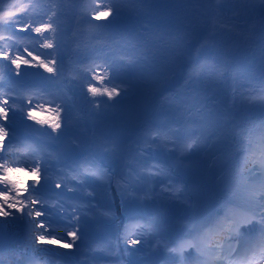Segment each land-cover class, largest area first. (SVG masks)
<instances>
[{"label":"trees","instance_id":"1","mask_svg":"<svg viewBox=\"0 0 264 264\" xmlns=\"http://www.w3.org/2000/svg\"><path fill=\"white\" fill-rule=\"evenodd\" d=\"M117 2L124 10L121 18L109 27L95 28L85 20V16L91 18V12H85L91 0H13L11 3L10 9L18 6L25 9L20 15L24 23L30 19H46L53 10L57 12L60 25L57 39L64 62L58 73L22 65L17 76L15 66L0 59V99L11 94L18 109L29 97L33 98V107L55 99V104L50 106L63 105L60 118L76 112L71 122L81 118L89 135L79 148L68 151L27 126L17 132L14 128L18 119L28 120V108L24 107L10 122L14 130L12 153L5 154L0 163L8 160L13 167H30L31 161L44 160L50 180L44 182L41 191L66 205L87 204L88 208L81 212L79 239L71 249L33 243L35 236L41 233L30 231L31 225L19 213L15 219L0 217L5 231V236L0 238V264H18L22 257L23 264H128L129 251H124L125 242L118 243L117 238L126 226L132 233L129 239L140 237L146 242L148 233L135 228L139 221L128 219L125 202L134 200L144 210L157 190L164 192L162 189L173 185L177 178L184 188L178 196L169 195L177 204L190 202L182 201L185 193L189 194L190 185L177 170L174 160L183 150L194 153L195 145L189 149L187 144L193 139L197 142L195 136L187 135L177 144L176 140L163 135L153 142L150 133L149 142H138L122 131L125 125L122 123L117 131L126 140H132L139 151L149 154L145 159L134 160L126 152L124 160L112 154L119 146L116 140L101 138L113 123L96 125L95 129L88 126L87 114L92 116V124H99L112 113L125 112L126 100L134 96L137 85L152 84V99L160 96V102L166 106L175 101H187L190 110L206 107L213 117L211 121L229 130L239 145H243L240 149L243 178L255 173V162L264 161V117L251 111L254 104L264 102L259 98L264 95L261 93L264 88V0H148L147 5L134 4L133 0ZM95 24L103 26L105 20H97ZM107 33H113L114 38L105 41ZM43 42L35 33L15 31L11 21L0 23V51L9 52L13 58L27 48L41 59L51 60L52 50L41 48ZM109 64L112 67L108 75L127 91L111 100L107 96L99 97L101 103L96 107L90 102L87 83L82 81L96 71L90 66L107 67ZM197 65L200 70L194 72ZM149 115L144 118L148 125L151 124ZM237 125L246 131L249 129V138L235 135L241 131ZM77 142L78 139L73 140ZM69 168L93 175L74 192L56 190L54 184L60 182L63 172ZM67 186L74 187L71 183ZM48 202L51 204L52 200ZM91 220L93 223L88 222ZM51 227L56 232L47 238L54 236L62 240L66 232L75 230L77 225L61 233L59 229L63 224L54 215ZM165 239L164 245L168 237ZM64 242L72 243V240L69 237Z\"/></svg>","mask_w":264,"mask_h":264},{"label":"snow or ice","instance_id":"2","mask_svg":"<svg viewBox=\"0 0 264 264\" xmlns=\"http://www.w3.org/2000/svg\"><path fill=\"white\" fill-rule=\"evenodd\" d=\"M133 3L147 5L148 0H133ZM24 11V8H17L15 12L0 13V21L6 23L11 21L15 25V31L20 33H35L36 38L44 41L41 48L52 50L49 53L52 59H41L40 55H34L27 48L23 50V54L18 53L14 58L9 52L0 51V59L8 61L10 66H15L17 76L20 75L22 65L38 66L48 73H58L63 67L64 55L59 50L61 45L57 39L60 32V25L56 19L57 12L53 10L47 14L46 19H30L28 23H24L20 19V15ZM89 11L91 12V18L85 16L86 23L95 28L113 25L121 18L124 10L117 0H91V3L85 8L86 13ZM100 19L105 20V25L97 26L95 24V21ZM113 38V33H107L104 36L105 41ZM95 47L93 45V48ZM33 61L37 63L33 64ZM91 67H95L96 71L82 83H87V93L91 96L90 102H94L96 107H99L101 103L99 97L107 96L111 100L127 91L121 84H115V78L108 75V69L112 67L111 64L107 67L104 65H93ZM88 70L90 69H86V71ZM199 70V65L193 68L194 72ZM107 84H113V86L108 87ZM261 93H264V88L261 89ZM259 98L264 99V95ZM32 99V97H29L27 103L19 109L15 106V97L11 94L0 99V159L5 154L12 153L11 145L14 141V130L11 128L10 122L14 120L18 110L23 112V108L27 107V119L42 125L46 124L53 132L62 128L60 113L63 105L57 104L55 107H51L50 105L55 104V99H52L45 104L33 107ZM253 99H256V97H253ZM41 113H47L48 115L41 117ZM236 127L241 128V131L235 133V135L244 136L245 132L242 126L237 125ZM151 135L153 142H155V139L159 138L161 133L157 130L153 131ZM195 143L196 140L193 139L187 144V147L191 149ZM241 148H243V145ZM152 167L155 168L156 166L153 165ZM150 174L155 175L158 173ZM90 175H93V173L69 168L63 172V178L60 182L54 184V188L56 190L63 189L69 193L74 192L86 183ZM49 180L48 167L42 159L31 161L30 167H13L12 162L8 160L0 163V185H2V188H0V217L15 219L17 213H19L21 218L26 219L27 223L31 225L30 231L41 233L35 236L33 243L71 249L73 243L79 239L78 225L81 212L86 210L88 205H66L60 200L46 196L41 188L44 182ZM69 183L73 184L74 187H68ZM162 190L171 192L172 186L169 184ZM181 191L182 189L176 188L175 194L179 195ZM244 195L250 205L255 202V207L262 210L253 212L251 215L236 213L229 206L236 202L228 197L223 198L216 206L215 211L204 213L200 217H194L188 221L185 231L182 233L184 239L180 243L177 244L176 240L169 241L173 245L167 248L170 264H190L186 260V249L192 250L187 255L194 253V264H253L257 259L264 261V203H260V201H264V183L247 190ZM50 199L52 200L51 204L48 202ZM54 215L58 216L63 224V227L59 229L61 233L64 232L65 228L72 227L74 224L77 225L75 230L67 231L62 240H58L54 236L51 239L47 238L56 232V229L51 227ZM257 216L260 217L259 221H256ZM257 223L260 225L259 235L254 236L252 232ZM135 228L137 230H147L149 233L153 232L157 228L156 218L138 222ZM131 234L126 226L125 231L117 238L118 243L119 241L125 242V252L130 250L131 245L144 242L140 238L129 239ZM143 234V232H140V235ZM69 237L72 243L64 242ZM36 251H41V249H36ZM23 259L22 257L18 264H23Z\"/></svg>","mask_w":264,"mask_h":264},{"label":"rangeland","instance_id":"3","mask_svg":"<svg viewBox=\"0 0 264 264\" xmlns=\"http://www.w3.org/2000/svg\"><path fill=\"white\" fill-rule=\"evenodd\" d=\"M12 1L1 0L0 13L15 12L17 8H20L18 6L10 9ZM0 23L6 22L0 21ZM136 87L134 96L126 100L125 112L112 113L109 118L101 119L99 124L90 122V119H93L90 114H87L86 117L89 119L88 126L93 129L96 125L102 127L105 123L114 124L112 128L103 127L106 129L101 138L116 140L119 146L112 150V154L124 160L126 152H129L134 160L145 159V156H149V154L139 151L132 140H126L124 135L117 131L118 125L122 123L125 124L121 127L122 131L126 135L133 136L138 142H149L150 133L157 130L164 137L176 140L177 144H181L187 135L197 138V142L194 144V153L183 150L180 157L174 160L178 167L177 170L182 172L184 180L187 179V183L190 185L189 194L185 193L182 199L183 202L190 201L188 204H177L176 199L174 200L171 196H178L175 194L176 188H184V184L178 178L171 185V192H158L157 190V195L153 200L144 205V210L134 200L125 202L129 220L143 222L148 218H156L157 221L155 231L149 233L145 230V233H148V241L131 245L128 264H170L167 248L173 245L168 241L164 245L165 238L168 237L169 241L176 240L177 244L180 243L184 239L182 233L185 231L188 221L194 217H200L204 213L215 211L216 206L223 198L228 197L236 202L229 205L236 213L251 215L253 212L262 210L255 207V202L250 205L244 193L264 183V161L255 162L253 165L255 173L242 179L239 167L241 146L229 130H223L211 121L213 117L207 112L206 107L201 110L195 108L190 110L188 108L191 106L187 101H175L170 106H166L160 102V96L157 99H152L154 90L152 84L147 82ZM251 111L262 114L264 117V102L254 104ZM147 113L150 114L151 124L149 125L145 123L144 119ZM40 116L44 117V115ZM75 116L76 112H72V114L61 118L62 128L55 132L46 124L42 125L23 118L18 119L19 122L14 129L19 132L27 126L32 132L41 133L49 138L60 149L73 151L75 147L79 148L81 144H84L89 135L85 130L86 124L81 118L76 122H71ZM149 127H151V132L147 131ZM244 132L245 135L242 137H248L249 129ZM74 139H78V142L73 143ZM131 202L139 207L138 212H132ZM260 203H264V201H260ZM92 221L88 222L93 223ZM132 239L137 238L132 237ZM256 262L258 261L255 260L253 264H257ZM259 262L264 264V261L259 260Z\"/></svg>","mask_w":264,"mask_h":264},{"label":"water","instance_id":"4","mask_svg":"<svg viewBox=\"0 0 264 264\" xmlns=\"http://www.w3.org/2000/svg\"><path fill=\"white\" fill-rule=\"evenodd\" d=\"M130 208L132 209L133 212H138L139 208L134 204L131 203ZM5 236V231L3 225L0 223V238Z\"/></svg>","mask_w":264,"mask_h":264},{"label":"bare ground","instance_id":"5","mask_svg":"<svg viewBox=\"0 0 264 264\" xmlns=\"http://www.w3.org/2000/svg\"><path fill=\"white\" fill-rule=\"evenodd\" d=\"M0 1H1V0H0ZM252 235H254V236H255V235H256V232H255V231H253Z\"/></svg>","mask_w":264,"mask_h":264}]
</instances>
